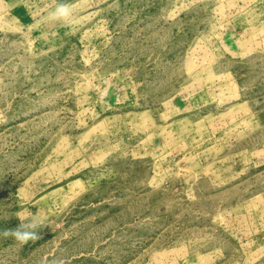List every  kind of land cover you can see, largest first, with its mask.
<instances>
[{"label": "rangeland", "instance_id": "1", "mask_svg": "<svg viewBox=\"0 0 264 264\" xmlns=\"http://www.w3.org/2000/svg\"><path fill=\"white\" fill-rule=\"evenodd\" d=\"M32 213L0 264H264V0H0V233Z\"/></svg>", "mask_w": 264, "mask_h": 264}, {"label": "clouds", "instance_id": "2", "mask_svg": "<svg viewBox=\"0 0 264 264\" xmlns=\"http://www.w3.org/2000/svg\"><path fill=\"white\" fill-rule=\"evenodd\" d=\"M71 15V9L66 4H59L55 11L50 13V17L54 20H66ZM20 224L15 229H4L2 234L4 237H12L19 244H27L31 240L38 238V229L42 226L41 220L36 214L27 217H17Z\"/></svg>", "mask_w": 264, "mask_h": 264}]
</instances>
